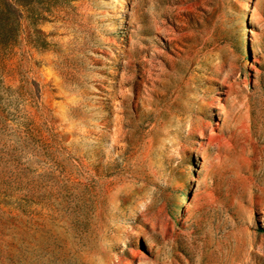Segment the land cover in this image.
I'll list each match as a JSON object with an SVG mask.
<instances>
[{
	"label": "rangeland",
	"instance_id": "rangeland-1",
	"mask_svg": "<svg viewBox=\"0 0 264 264\" xmlns=\"http://www.w3.org/2000/svg\"><path fill=\"white\" fill-rule=\"evenodd\" d=\"M0 264H264V0H0Z\"/></svg>",
	"mask_w": 264,
	"mask_h": 264
},
{
	"label": "trees",
	"instance_id": "trees-1",
	"mask_svg": "<svg viewBox=\"0 0 264 264\" xmlns=\"http://www.w3.org/2000/svg\"><path fill=\"white\" fill-rule=\"evenodd\" d=\"M11 41V39L7 36H5V38H1L0 39V42L1 43H3V44H1V45H6V44H8L9 42Z\"/></svg>",
	"mask_w": 264,
	"mask_h": 264
}]
</instances>
